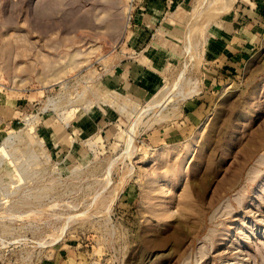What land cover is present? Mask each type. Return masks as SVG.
<instances>
[{"label":"rangeland","instance_id":"1","mask_svg":"<svg viewBox=\"0 0 264 264\" xmlns=\"http://www.w3.org/2000/svg\"><path fill=\"white\" fill-rule=\"evenodd\" d=\"M155 1L0 0V264H264V37Z\"/></svg>","mask_w":264,"mask_h":264},{"label":"crops","instance_id":"2","mask_svg":"<svg viewBox=\"0 0 264 264\" xmlns=\"http://www.w3.org/2000/svg\"><path fill=\"white\" fill-rule=\"evenodd\" d=\"M157 1L153 3L157 4ZM160 1L164 4L163 0ZM234 4L229 35L217 47H211L206 52L203 68L209 85L236 77L264 37V0H234ZM122 84L126 86L125 79ZM201 106V99L197 103L193 102L188 110V118L195 117Z\"/></svg>","mask_w":264,"mask_h":264},{"label":"bare ground","instance_id":"3","mask_svg":"<svg viewBox=\"0 0 264 264\" xmlns=\"http://www.w3.org/2000/svg\"><path fill=\"white\" fill-rule=\"evenodd\" d=\"M186 71V70H185ZM183 75H184V73H183ZM180 78H182V75H181V77ZM178 81H179V79H178ZM178 83V82H177ZM161 102H159L158 104H160ZM157 104V105H158ZM122 107V106H121ZM134 130H132V131H129V133L127 134L128 136V139H127V141H128V143H129V145H131L132 144V141L134 140L133 139V137H134Z\"/></svg>","mask_w":264,"mask_h":264}]
</instances>
